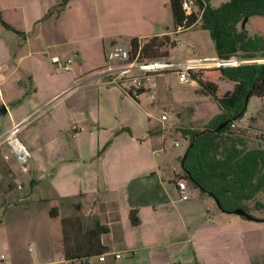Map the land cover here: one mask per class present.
<instances>
[{
  "label": "crops",
  "instance_id": "1",
  "mask_svg": "<svg viewBox=\"0 0 264 264\" xmlns=\"http://www.w3.org/2000/svg\"><path fill=\"white\" fill-rule=\"evenodd\" d=\"M54 1L43 15L62 2ZM158 8L155 0H69L38 20L29 39L23 37L27 53L17 64L0 65V136L46 105L20 135L31 154L27 173L3 158L6 146L0 149V264H69L63 218L72 206H63L64 199L81 202L86 226L97 219L109 227L102 236L105 261L91 264H264V141L257 137L264 131V97L250 98L256 101L243 118L247 130L225 133L226 147L217 154L225 169L214 167L210 174L213 191L225 194V206L259 220L252 221L223 211L189 181L192 198L181 200L177 182L184 179L181 158L188 147L179 155L167 152L171 130L159 133L169 121H161L167 111L151 109L165 102V89L155 99L145 94L135 102L109 83L106 55L121 33L131 41L171 35L161 26ZM55 57L68 62V69L54 64ZM224 114L219 106L202 128L192 130L204 131ZM19 182L25 185L23 201L14 185ZM53 208H60L58 216H51Z\"/></svg>",
  "mask_w": 264,
  "mask_h": 264
},
{
  "label": "trees",
  "instance_id": "2",
  "mask_svg": "<svg viewBox=\"0 0 264 264\" xmlns=\"http://www.w3.org/2000/svg\"><path fill=\"white\" fill-rule=\"evenodd\" d=\"M169 1L175 22V32L180 33L178 32L180 28H182L181 32H184L195 26L210 32L218 57L229 58L236 55L248 59H264V36L251 35L248 31L251 18H264V0H227L219 6H212L208 0H194V7L200 11V14L194 9L190 15H187L183 9L184 0ZM68 2L69 0H62L54 10L64 8ZM54 10L47 16H50ZM0 20L6 28L14 30L3 21L1 11ZM14 32L21 34L15 30ZM175 46L176 42L170 35H163L147 40L134 38L130 43V50L133 58L139 53L140 61H149L168 59L169 49ZM213 72H221L225 79L236 85L232 91L218 96L219 90L216 84H205L204 81L199 80L206 93L213 96L226 113L214 123L212 120L206 130H215L221 123L229 119L237 120L235 118L243 111L248 95L250 98L252 96L264 97V63L225 68ZM245 113L246 110L238 119L244 118ZM232 121L218 133L209 131L202 133L201 129L183 131V135L188 141V148L191 147L184 162L183 180L189 181L194 188L199 189L201 194L214 195L220 200L222 210L226 212H232L233 209H228L225 206L223 200L225 194L213 191V177L210 174H213L214 167L225 169V161L218 159L217 154L222 147H226L225 133L233 135L228 132L231 130ZM235 134L241 135L242 133L235 132ZM185 155L181 158L182 163ZM233 167L235 169V165H232ZM65 201L73 200L64 199L63 202ZM259 206L264 207L263 204H259ZM59 210L60 208H53L50 211L51 216H58ZM75 210L80 214L81 202L75 206ZM131 222L135 226L140 224L137 211L131 212ZM63 228V255L67 261L86 263L92 258L103 255L102 236L109 233L108 226L96 219L91 227H87L83 224V218L76 216L63 218Z\"/></svg>",
  "mask_w": 264,
  "mask_h": 264
},
{
  "label": "rangeland",
  "instance_id": "3",
  "mask_svg": "<svg viewBox=\"0 0 264 264\" xmlns=\"http://www.w3.org/2000/svg\"><path fill=\"white\" fill-rule=\"evenodd\" d=\"M53 1L54 0H19L18 2H10L4 5L0 3V11L3 21L10 25L15 31L21 33L17 34L14 30H9L0 20V65L6 63L15 65L23 56H25L27 53V40L24 41L23 37L27 36V39H29L38 20H41L40 22H44L46 19L50 18L47 16L49 12L45 15L43 14L45 6H49L48 4ZM155 1L159 2L160 8L158 9L161 10L160 14L163 18V23L161 25L162 28L168 30L167 32H171L170 37L176 42V46L169 49L170 56L168 59L170 61H180L186 58L213 57L217 55L215 43L209 31L194 26L184 32H175V22L169 0ZM225 1L226 0H210L214 6H218ZM9 5L10 7L7 8ZM33 9L35 10L34 16H32ZM194 9L196 8L194 7ZM197 11L200 14V11ZM125 19L126 18L124 17L122 18V20ZM255 19L259 18H254V20H251L248 25L249 34H259L264 36V23H258L257 21L259 20ZM260 19L264 20L262 18ZM98 22L99 24H102V20L100 18ZM121 34L122 35L118 37V43L114 46H121L125 49H129L131 39H129V37L124 33ZM108 44H110V42H108ZM31 60V58L25 59L23 67L28 65ZM197 78L198 82L199 80H202L205 84L213 85L215 83L219 90L218 96L231 91L235 86V83L232 81L229 82L219 79L218 75L213 77V71L200 72L197 74ZM157 81L159 83V88L162 87L165 89L167 96L165 97V102L161 101L160 103H156L153 105L154 108L151 109H153L155 113H160L164 108V110L167 111L169 121L167 122V126L165 128L162 127L159 133L164 135L171 134L166 143L167 152L172 155H179L182 154L188 147V141L183 135V131L202 128L203 124L213 117V113L215 114L219 110V105L213 96L206 93L200 83H198V86H194L190 83L182 84L180 83L176 73L162 75L157 78ZM255 101L256 98L249 100L245 117L249 116L255 108ZM1 106L2 105H0V107ZM170 130L173 133L170 132L169 134ZM176 141L180 142L181 147H175ZM173 165L176 169L182 168L178 163ZM19 183H15V187H17ZM22 184L24 185V183ZM77 204H80V202H63V206H72L71 212H69L67 214L68 216L65 218H73L76 216L82 217L83 224L86 226V220L82 210L80 214L75 210V206ZM262 213L264 214V210ZM91 226L92 224L87 227Z\"/></svg>",
  "mask_w": 264,
  "mask_h": 264
},
{
  "label": "built area",
  "instance_id": "4",
  "mask_svg": "<svg viewBox=\"0 0 264 264\" xmlns=\"http://www.w3.org/2000/svg\"><path fill=\"white\" fill-rule=\"evenodd\" d=\"M194 0H184L183 9L187 15H190L194 10ZM182 28L178 32H181ZM140 54L135 58L132 57L131 50L121 46H113L106 55L107 66L105 73L109 75V83L116 85L121 91L135 102H140L141 97L145 94L152 99L156 98V93L159 89L157 78L168 74L176 73L180 83H190L198 86L197 74L203 71H220L225 68L241 67L244 65H252L264 63V59H248L240 56H231L229 58L221 57H204V58H186L180 61H170L169 59H156L149 61H140ZM53 63L68 69V62L62 63L58 57L53 58ZM46 105L37 109L23 121L13 123L12 126L0 136V149L3 146L8 148V152L3 155L6 161L14 159L19 165L18 171L21 173L28 172V165L31 160L30 151L21 140V132L24 127L39 114ZM168 120L166 114L162 115L161 121L165 124ZM249 124L242 118L233 120L231 130L237 133H242L248 129ZM77 127H73V131H77ZM257 137L264 141V131H258ZM178 147L179 144L177 143ZM179 196L182 201H189L192 198V192L186 180L179 179L177 182ZM16 191L20 194L19 200L23 201L26 197L25 187L19 183ZM121 255L117 254L116 258ZM98 258L100 261H105V256L101 255ZM4 259V256L2 257ZM95 258L87 261L91 264ZM69 264H77V262H69Z\"/></svg>",
  "mask_w": 264,
  "mask_h": 264
},
{
  "label": "water",
  "instance_id": "5",
  "mask_svg": "<svg viewBox=\"0 0 264 264\" xmlns=\"http://www.w3.org/2000/svg\"><path fill=\"white\" fill-rule=\"evenodd\" d=\"M249 100H250V96L248 95V96L246 97V101H245V105H244L243 111H242V112L239 114V116L236 117L235 119H238V118H240V117L242 116V114L244 113V111L247 109V105H248V103H249ZM3 111H4V112H3ZM3 113H5V108L2 109V110H0V115L3 114ZM230 121H232V120L230 119V120H227V121L221 123V124L215 129V130H204V131H202V133H204V132H206V131H209V132H212V133H218V132H220L222 129L226 128V127L228 126V124H229ZM190 148H191V147H189L188 150L186 151V155H185V157H184V159H183L182 167H184V162H185V159H186V157H187V154H188ZM210 195L214 198V200L216 201L218 207H219L220 209H223L220 200H219L218 198H216L214 195H212V194H210ZM232 213H234V214H236V215H239V216H242V217H245V218L248 219V220L259 221V220L255 219V218H253L251 215H249V214H248L245 210H243V209H237V210L233 211Z\"/></svg>",
  "mask_w": 264,
  "mask_h": 264
}]
</instances>
